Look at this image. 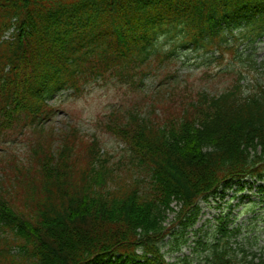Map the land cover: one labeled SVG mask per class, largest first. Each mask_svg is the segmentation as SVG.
Masks as SVG:
<instances>
[{
	"label": "trees",
	"instance_id": "16d2710c",
	"mask_svg": "<svg viewBox=\"0 0 264 264\" xmlns=\"http://www.w3.org/2000/svg\"><path fill=\"white\" fill-rule=\"evenodd\" d=\"M10 28L0 73L8 63L13 104L7 110L0 99V133L11 121L6 110L27 120L44 113V97L35 96L60 80L50 85L47 72L62 71L61 84L107 72L136 88L128 62L157 54L177 29L182 44L236 52L228 35L252 43L264 34V0H0V36ZM38 68L35 86H25ZM150 107L146 116L107 117L125 158L111 162L96 139L76 132L54 145L42 130L27 154L0 165V264H165L153 240L173 199L185 227L197 208L183 212L198 195L246 173L264 178V87L245 96L236 87L194 98L162 93Z\"/></svg>",
	"mask_w": 264,
	"mask_h": 264
},
{
	"label": "rangeland",
	"instance_id": "374dc122",
	"mask_svg": "<svg viewBox=\"0 0 264 264\" xmlns=\"http://www.w3.org/2000/svg\"><path fill=\"white\" fill-rule=\"evenodd\" d=\"M263 44L259 43L257 46L260 49L258 53L255 54L253 50L252 55L256 58H261L263 56ZM187 59V58H186ZM191 59L186 60L185 63L180 62L179 60L173 65L171 64V71L176 70L177 74L180 77H183L187 72H190L191 75L188 76V84L190 86H202L205 87L210 92L216 91V89L221 87V78L210 79V77L202 76L200 73L203 69L202 67L196 68L194 63L190 64ZM178 78V77H177ZM149 86L148 88L130 91L126 86H119L114 83H107V85L95 84L94 88H90L85 93H82L78 97H61L58 101V107H60L51 117L49 124L60 126L62 122L68 121L69 124H74L80 132L83 134L98 133L99 139L103 142V148L111 151L114 154L120 153V146L115 145V142L109 137H101V134L94 126V122L91 123L90 119H96L101 112L108 111L113 107H122L125 108L128 105H138L144 107L147 105L149 100L150 92L153 94L154 91L161 88H156V81L147 79ZM226 80L223 78L222 84ZM60 101V102H59ZM20 145V144H18ZM14 147H16L14 145ZM18 152L24 149V147H16ZM254 189L250 190L253 192ZM255 197V194H252ZM169 213V212H168ZM173 212L169 213L168 219L172 217ZM166 220V219H165ZM165 222V221H164ZM165 225L168 226V221L165 222ZM260 226H257L255 229L259 230ZM166 259H171L167 255Z\"/></svg>",
	"mask_w": 264,
	"mask_h": 264
}]
</instances>
